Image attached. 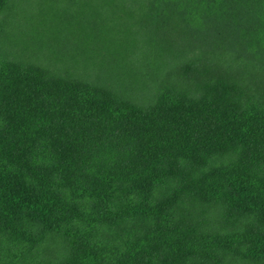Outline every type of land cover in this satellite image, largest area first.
<instances>
[{
    "label": "trees",
    "instance_id": "1",
    "mask_svg": "<svg viewBox=\"0 0 264 264\" xmlns=\"http://www.w3.org/2000/svg\"><path fill=\"white\" fill-rule=\"evenodd\" d=\"M59 1L0 0V264H264V0Z\"/></svg>",
    "mask_w": 264,
    "mask_h": 264
},
{
    "label": "rangeland",
    "instance_id": "2",
    "mask_svg": "<svg viewBox=\"0 0 264 264\" xmlns=\"http://www.w3.org/2000/svg\"><path fill=\"white\" fill-rule=\"evenodd\" d=\"M50 1V0H49ZM54 1H58V0H53ZM101 0H60L59 1V6L60 8H65V9H68L66 12L68 14L70 13H74V14H77L79 16L77 17H72V16H69V15H65V13L62 15L63 17L60 18L62 19L63 21L64 20H80L82 22H84L86 19H94V20H97V21H101V17H102V11L101 9H99V12L101 13V15L98 16H93L92 15V11H91V5H93L92 3H96L99 4L98 2H100ZM40 2V0H31V10L32 11H35V9L37 10L38 8V3ZM103 2V1H102ZM101 2V4H102ZM56 3V2H54ZM64 10V9H63ZM62 10V12H64ZM69 16V17H68ZM73 28V27H71Z\"/></svg>",
    "mask_w": 264,
    "mask_h": 264
}]
</instances>
